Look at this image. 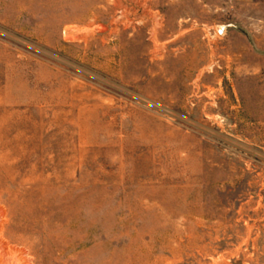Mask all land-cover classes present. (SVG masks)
<instances>
[{"label": "rangeland", "instance_id": "rangeland-1", "mask_svg": "<svg viewBox=\"0 0 264 264\" xmlns=\"http://www.w3.org/2000/svg\"><path fill=\"white\" fill-rule=\"evenodd\" d=\"M0 264H264V0H0Z\"/></svg>", "mask_w": 264, "mask_h": 264}, {"label": "bare ground", "instance_id": "bare-ground-1", "mask_svg": "<svg viewBox=\"0 0 264 264\" xmlns=\"http://www.w3.org/2000/svg\"><path fill=\"white\" fill-rule=\"evenodd\" d=\"M104 28V27H103ZM101 29V28H100Z\"/></svg>", "mask_w": 264, "mask_h": 264}]
</instances>
